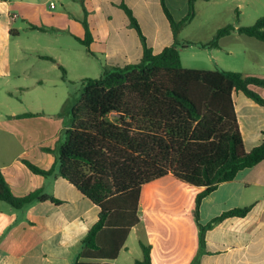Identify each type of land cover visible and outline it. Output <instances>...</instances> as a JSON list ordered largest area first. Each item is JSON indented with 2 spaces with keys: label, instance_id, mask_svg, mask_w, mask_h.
I'll return each mask as SVG.
<instances>
[{
  "label": "crops",
  "instance_id": "0c3cea01",
  "mask_svg": "<svg viewBox=\"0 0 264 264\" xmlns=\"http://www.w3.org/2000/svg\"><path fill=\"white\" fill-rule=\"evenodd\" d=\"M163 1L174 22L178 23L187 16L189 0ZM53 2L54 8L51 9L46 0H0V173L17 198L40 191L58 201H38L21 210H14L0 201V264H74L81 241L96 223L99 212L56 173L49 177L35 175L22 163L26 160L42 170L51 169L54 157L43 152L42 148L53 149L62 131L68 128L69 107L67 98L62 101L64 97L61 95L66 92L63 87L47 93L46 80H13L11 69L15 62L23 61L32 52L37 61H50L66 71L76 68L81 71V77L96 69L100 77L104 70L139 63L144 39L155 54L178 44L181 65L189 69L183 65L181 53L189 46L197 45L182 47L183 43L205 44L227 24L241 27L238 22L251 12L249 9L254 3L264 5V0H197L192 21L175 33L160 0ZM55 4H58L57 10ZM12 5L18 7L30 30L39 35L52 31L56 37H67L71 41L59 44L55 54L49 55L33 54L37 51L18 48L17 45L12 49L13 39L19 37L13 26L18 16L10 13ZM200 6L205 7L204 12L198 10ZM124 8L135 18L142 38L131 26ZM203 13L206 22L216 14H223L231 20L235 18L236 22L215 28L200 26L198 35L209 36V39L205 43L188 41L183 33L195 21L201 20ZM84 19L92 39L90 53L78 41L84 37L81 24ZM242 37L250 39L233 31L219 41L218 48L198 47L214 53L220 70L233 72L235 69H231L221 55L225 53L228 58H233L237 49L232 43L244 42ZM251 40L255 41L253 54L244 57L242 69L236 72L264 78V43ZM76 45L83 47L85 54H81ZM222 65L230 70L221 69ZM21 77L27 78L20 74ZM56 85L53 83L54 87ZM251 89L264 99L263 88L251 86ZM232 98L244 147L250 151L262 142L264 107L241 92H233ZM61 111L63 115L58 116ZM28 113L35 116L15 118ZM198 192V188L183 184L172 175L143 186L138 203L139 223L129 232L113 264L119 263L122 252L129 253L127 241L131 235L150 247L151 264H264V160L240 171L234 180L219 184L201 200L198 212L201 226L225 212L249 209L244 217H226L207 229L202 247L199 246V229L193 217ZM141 257L142 252L124 258L121 264H135Z\"/></svg>",
  "mask_w": 264,
  "mask_h": 264
},
{
  "label": "trees",
  "instance_id": "16d2710c",
  "mask_svg": "<svg viewBox=\"0 0 264 264\" xmlns=\"http://www.w3.org/2000/svg\"><path fill=\"white\" fill-rule=\"evenodd\" d=\"M196 1L189 0L187 16L176 23L160 0L175 33L192 21ZM124 10L141 36L135 18L127 8ZM81 24L84 37L78 41L90 53L91 34L85 19ZM233 31L264 43V17L247 27L227 24L209 42H185L182 47L218 48L219 41ZM142 46L139 63L104 70L97 79L82 80L79 99L68 109V128L53 149L42 148L54 157L51 169L42 170L22 160L35 175L49 177L56 173L98 208V219L81 241L74 264H113L129 232L139 223L141 188L167 175L199 189L193 217L200 247L207 229L226 217H244L249 211L234 209L206 226L198 223L204 197L219 184L234 180L240 171L264 160V131L261 144L246 150L232 98L233 92H241L264 107V99L251 89H264V78L222 70L185 69L178 44L156 54L144 39ZM58 69L65 80V70L60 66ZM111 114L116 115L113 121L109 119ZM62 115L63 111L58 114ZM34 116L28 113L15 118ZM46 200L58 202L40 191L21 198L13 196L0 173V201L12 209L21 210ZM139 246L142 257L135 264H151L150 247L141 242Z\"/></svg>",
  "mask_w": 264,
  "mask_h": 264
},
{
  "label": "rangeland",
  "instance_id": "374dc122",
  "mask_svg": "<svg viewBox=\"0 0 264 264\" xmlns=\"http://www.w3.org/2000/svg\"><path fill=\"white\" fill-rule=\"evenodd\" d=\"M10 1V0H5ZM264 4V3H263ZM58 4H55V10H57ZM54 10V11H55ZM198 10L200 12L205 11V7L200 6L198 7ZM248 14H246L243 19L238 22L240 26L247 27L251 26L257 19L264 17V5L261 6L259 4L254 3L249 9ZM11 15H17L18 18L15 21V24L13 25L14 28L18 31L19 37L16 39H13L12 41V49L16 48V45L18 48H28L29 50H34L37 52H34L33 54H39V55H49L55 54V49L59 44H64L65 42H68L70 39L67 37H56L52 31H48L47 34H38L35 31L30 30L25 25V20H23V16L21 12L19 11L17 6L12 5L11 7ZM217 13V11H216ZM252 13V15H250ZM221 17V18H219ZM222 19V20H220ZM204 13L201 14V20L195 21V23L189 27L183 35L187 37L188 41H194L197 43H205L209 39V36H199L198 30L200 26H208V28H215L220 24L224 23H235L236 19L232 18L229 19L225 17L223 14L219 16V14L215 15V18H212L210 21L206 22ZM228 21V22H227ZM204 27V28H205ZM243 38V37H242ZM244 42L238 41L236 43H232L237 49V53L233 58H228L225 53L221 55L222 59L228 63L229 67L231 69H235L236 72L240 69H242L241 64L242 61L245 58H247L248 55L253 54L252 44L253 40L251 39H244ZM71 41V40H70ZM250 42V43H248ZM72 44L73 43L72 41ZM78 48V51L81 54H85V49L81 47L80 45H76ZM51 51V52H49ZM244 51V54H243ZM259 51V50H258ZM29 54V53H28ZM259 54H262L261 51H259ZM26 55V54H25ZM24 55V56H25ZM27 56V57H26ZM23 59V61L15 62L11 69V74L13 80H46V90L47 93L52 92L53 90H57L58 87H63L66 89V92L61 95V97H64V99H68V103L66 104L68 107L74 105L80 96L81 90H82V80L86 78L90 79H97L99 78V74H97L96 69H92L86 76H79L81 73L78 69H71L69 68L66 71L65 75V83H61L60 80H62V72L58 69V66L54 63H51L50 61L47 62H40L37 61L32 55V52H30V55H26ZM182 56V63L185 67H188L189 69H197V70H220L219 66H216L217 60L214 58V53H210V51L207 49H200L198 46H189L186 51L181 53ZM220 65V64H219ZM221 69L230 70V68L222 65ZM231 72V71H230ZM264 73V72H263ZM24 75V78H19V75ZM257 77V76H256ZM260 78V77H259ZM53 83H56V87L53 86ZM56 88V89H54ZM60 97V98H61ZM62 103V102H61ZM63 104L60 106V110L62 109ZM116 118L115 114H111L109 116V119L113 121ZM143 203V201H142ZM147 204V203H143ZM140 240L136 239L135 235H131L127 241V247L129 249V253L122 252L120 255V261L117 264H121V261L124 258H131L133 255H140L141 250L139 246Z\"/></svg>",
  "mask_w": 264,
  "mask_h": 264
},
{
  "label": "built area",
  "instance_id": "2783aa9c",
  "mask_svg": "<svg viewBox=\"0 0 264 264\" xmlns=\"http://www.w3.org/2000/svg\"><path fill=\"white\" fill-rule=\"evenodd\" d=\"M46 2L49 4V7H50L51 9L54 8V2H53V0H46Z\"/></svg>",
  "mask_w": 264,
  "mask_h": 264
}]
</instances>
